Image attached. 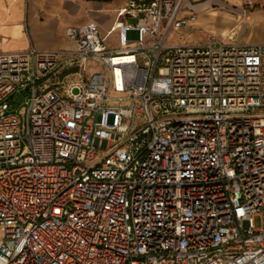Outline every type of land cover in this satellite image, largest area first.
<instances>
[{
    "label": "built area",
    "instance_id": "1",
    "mask_svg": "<svg viewBox=\"0 0 264 264\" xmlns=\"http://www.w3.org/2000/svg\"><path fill=\"white\" fill-rule=\"evenodd\" d=\"M122 1L73 49L0 43V264H264V43L171 42L205 0Z\"/></svg>",
    "mask_w": 264,
    "mask_h": 264
},
{
    "label": "crops",
    "instance_id": "2",
    "mask_svg": "<svg viewBox=\"0 0 264 264\" xmlns=\"http://www.w3.org/2000/svg\"><path fill=\"white\" fill-rule=\"evenodd\" d=\"M222 1L228 4H238V0ZM210 2L211 0H205L199 3L198 9L202 10V13L198 14L199 19L210 21L218 18L213 31L227 35L222 32L228 26L221 27L224 25L222 22L232 25L239 16L215 11L208 7ZM97 3L102 4L101 1ZM122 3L123 1L120 0L118 6ZM96 6L93 0H0L1 47L6 51L21 50L30 46L38 49H73L74 43L66 38L65 28L94 20L95 16L91 13V9H98ZM243 21L242 34H237V37L223 38L249 43H264V10L249 12ZM192 26H195V23ZM107 29H100V31L104 34ZM112 35H114L113 42L117 43L116 33ZM206 38L204 37L201 42H204ZM110 43L116 46L111 41Z\"/></svg>",
    "mask_w": 264,
    "mask_h": 264
},
{
    "label": "rangeland",
    "instance_id": "3",
    "mask_svg": "<svg viewBox=\"0 0 264 264\" xmlns=\"http://www.w3.org/2000/svg\"><path fill=\"white\" fill-rule=\"evenodd\" d=\"M95 4H97L96 8L98 9H91L92 14L95 16L94 20H90L91 22H95L98 24L99 28L101 30H106L113 18H114V7L118 6L120 4V0H93ZM97 1H101L102 4H98ZM240 4L241 2H237ZM101 7V8H100ZM215 11H222L234 16H239V18L234 22L232 25L228 24L226 25L225 22L223 21L224 25L221 27H227V29L223 30L222 33L229 35L230 37H237V34H242L243 33V26H244V21L243 18L245 15H248L249 12L253 10H264V0H251V5L244 7V11H236V12H228L225 10H220V9H214ZM202 13V10H199L198 14ZM199 16L197 17V20L195 21V26H186L182 27L178 31H173L170 36L168 37V40L171 42H176V43H196V42H201L204 37H207V35L211 32H214V26L215 23L217 22V19L210 20V21H202L198 20ZM129 23L134 24L135 20L134 19H129ZM219 34L218 32H214ZM114 35L110 37V41L114 44L117 45L116 41L113 42L114 40ZM137 38V33L136 31L130 30L127 32V39L128 40H134ZM78 66L77 63H72L67 65V68H76ZM86 72H80L79 74H71L70 76L66 77L64 79V87H68L69 84L76 82L80 77L85 76ZM60 88V87H59ZM9 103L12 107L16 109V111L20 114L23 115L24 113V103H23V98L20 97L17 93H14L12 97L9 99ZM254 224L255 226H260V220L259 218H254Z\"/></svg>",
    "mask_w": 264,
    "mask_h": 264
},
{
    "label": "bare ground",
    "instance_id": "4",
    "mask_svg": "<svg viewBox=\"0 0 264 264\" xmlns=\"http://www.w3.org/2000/svg\"><path fill=\"white\" fill-rule=\"evenodd\" d=\"M238 2H241L240 0H238Z\"/></svg>",
    "mask_w": 264,
    "mask_h": 264
}]
</instances>
